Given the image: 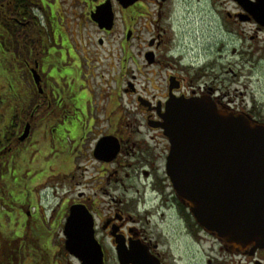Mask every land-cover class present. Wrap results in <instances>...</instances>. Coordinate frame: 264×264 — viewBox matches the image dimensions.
Here are the masks:
<instances>
[{
    "label": "flooded vegetation",
    "instance_id": "1",
    "mask_svg": "<svg viewBox=\"0 0 264 264\" xmlns=\"http://www.w3.org/2000/svg\"><path fill=\"white\" fill-rule=\"evenodd\" d=\"M104 4L111 30L93 19ZM191 4L217 38L264 42V0H0V70L23 69L27 83L15 80L30 93L15 92L12 127H0V206L10 203L14 232L0 229V264H264V246L236 250L200 225L168 174L170 101L203 99L264 126V106L202 81L210 53L173 55ZM119 47L122 69L131 59L137 71L118 87ZM41 119L45 150L33 138Z\"/></svg>",
    "mask_w": 264,
    "mask_h": 264
},
{
    "label": "water",
    "instance_id": "2",
    "mask_svg": "<svg viewBox=\"0 0 264 264\" xmlns=\"http://www.w3.org/2000/svg\"><path fill=\"white\" fill-rule=\"evenodd\" d=\"M93 19L111 29V7ZM164 119L168 173L198 223L236 250L264 246V126L203 99L172 100Z\"/></svg>",
    "mask_w": 264,
    "mask_h": 264
},
{
    "label": "rangeland",
    "instance_id": "3",
    "mask_svg": "<svg viewBox=\"0 0 264 264\" xmlns=\"http://www.w3.org/2000/svg\"><path fill=\"white\" fill-rule=\"evenodd\" d=\"M192 4L189 5L187 10L190 13H186V9L183 5L180 6L178 15L183 17L184 15L188 16V20H182L183 22L178 27V35L176 46L173 50V55L178 56L181 52L185 55V61L187 64L195 63V58L202 53H210L209 60L213 61V65L210 66V69L205 72V76L202 78V81L213 83L215 87H219L221 91L219 93L230 92V97L235 99L236 102H241L245 99L249 107L256 106L255 110L264 106V42L260 40H249L244 39L242 42L232 41L228 38H217L215 31L211 29V25L207 24L205 17L204 8H196L195 11ZM55 13L59 19V22L62 23L65 21L62 10H56L52 13V16L55 18ZM190 16V17H189ZM195 16V17H194ZM197 17V18H196ZM55 22V21H54ZM56 23V22H55ZM86 33L93 32V30L88 27L85 29ZM136 55L138 53V46H130L128 49H131ZM108 47L101 48L102 52V65L106 64L104 58L105 52ZM118 54L116 58L117 66V78H118V87L125 84V80L131 75V69H137L134 62L130 59L126 65H128L127 71L122 69L123 66V56L121 53V47L118 48ZM74 51V50H73ZM92 51V50H91ZM181 51V52H179ZM235 51V53H234ZM77 51L75 50V53ZM81 52V51H80ZM166 52H163L165 55ZM212 56V57H211ZM168 57V56H167ZM83 58V57H82ZM171 61H174L172 57H168ZM84 60V58H83ZM86 67V66H85ZM87 68V67H86ZM94 75V79H100V73L104 72L102 67L97 64L96 68L91 70ZM137 71V70H136ZM81 73V69L77 71ZM85 73V72H84ZM136 73V72H135ZM139 82L141 86L146 84L147 75L140 73ZM25 71L23 69L18 70V73L12 71H2L0 70V94L4 92V96L8 97V101L5 102V105L2 104L4 110L0 111V127L3 124L6 127H12L10 125L11 121L14 120L15 114V105L16 101L14 100L15 92L22 93L24 97L27 94L28 89L24 88L22 85L17 83L20 78L22 82L27 83ZM83 74V72H82ZM125 74V75H124ZM98 75V77H97ZM137 75V73H136ZM87 79V75H83ZM11 78L14 81L12 86ZM17 79V81L15 80ZM20 82V81H19ZM211 86V85H210ZM22 87L25 89H22ZM14 89V90H13ZM3 94V93H2ZM30 95V93H28ZM27 94V95H28ZM18 96V97H19ZM27 99V96L25 97ZM121 100H119L120 102ZM122 102V101H121ZM24 103V102H23ZM125 103V101L123 102ZM46 121L41 119L36 121L34 139L37 141V146L42 150H45L48 147V137L45 134L44 130L46 129ZM24 182H22V185ZM12 191H15V187L11 185L9 187ZM9 206L10 203L6 201ZM2 204L0 206V213L2 219L0 220V229L3 231L5 237L10 240L14 237L13 225L10 223V208ZM10 217V218H9ZM14 243L11 241L10 246L14 249ZM23 256L24 253H23ZM25 257H23L24 259ZM28 264L29 262L26 261Z\"/></svg>",
    "mask_w": 264,
    "mask_h": 264
},
{
    "label": "trees",
    "instance_id": "4",
    "mask_svg": "<svg viewBox=\"0 0 264 264\" xmlns=\"http://www.w3.org/2000/svg\"><path fill=\"white\" fill-rule=\"evenodd\" d=\"M9 251H10V250H9ZM9 251H8V252H9ZM9 254H10V253H7V255H9Z\"/></svg>",
    "mask_w": 264,
    "mask_h": 264
},
{
    "label": "bare ground",
    "instance_id": "5",
    "mask_svg": "<svg viewBox=\"0 0 264 264\" xmlns=\"http://www.w3.org/2000/svg\"><path fill=\"white\" fill-rule=\"evenodd\" d=\"M72 219V218H71Z\"/></svg>",
    "mask_w": 264,
    "mask_h": 264
}]
</instances>
